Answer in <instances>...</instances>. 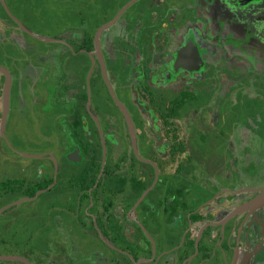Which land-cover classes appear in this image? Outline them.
<instances>
[{"label":"flooded vegetation","instance_id":"obj_1","mask_svg":"<svg viewBox=\"0 0 264 264\" xmlns=\"http://www.w3.org/2000/svg\"><path fill=\"white\" fill-rule=\"evenodd\" d=\"M103 10L87 27L78 6L76 27L48 34L10 16L13 26L0 25L23 50L13 64L0 54V159L22 173L0 169V193L22 178L15 202L29 201L0 209L24 217L1 224L0 244L47 233L33 256L0 250V264H264V203L247 205L264 164L241 159L249 144L229 143L241 130L223 134L219 101L185 97L209 66L234 71L253 53L249 69L264 65V0H120ZM217 70L208 98L221 92ZM201 130L220 137L201 145L203 157L191 140ZM218 144L234 181L219 171L225 154L210 153Z\"/></svg>","mask_w":264,"mask_h":264},{"label":"rangeland","instance_id":"obj_2","mask_svg":"<svg viewBox=\"0 0 264 264\" xmlns=\"http://www.w3.org/2000/svg\"><path fill=\"white\" fill-rule=\"evenodd\" d=\"M77 1L78 0H2V2L0 1V25L3 24L2 23L3 21H6V23H8L9 26H13L14 22L9 20L8 18V16L11 15L19 22L21 23L24 22L25 24L28 23L34 28L36 27L37 31L45 32V34H48V33H52L55 30V28L61 26L62 24H67L68 26L76 27V24L79 21L78 18L76 17V9L78 6H81L82 11H81L80 20H82L81 22L85 23L87 27H89L90 25L91 26L95 25L96 23L102 20L104 12H106L105 10H103L104 7L108 6L109 3L110 5L112 4V6H115L117 4V1L120 0H110L108 3L106 2L107 0H84V2H80L78 4ZM81 27H83V25H81ZM18 28L20 27L18 26ZM6 31H7L6 28L4 26H1L0 54L2 55L3 59L4 58L8 59L7 63L13 64L14 62L12 61L13 57L20 56L21 54H23L22 52L23 50L18 49L17 47L16 48L12 47L9 44H7V41L4 40L5 37L3 34V33L6 34ZM13 31H15V29H13ZM1 51L5 52V54H2ZM253 54L251 56H248L247 60H245L246 59L245 56L244 61H242V67H240L239 69L235 68L234 71H228L229 68L227 67L228 64L226 62H223V60H221L223 64H221V66L217 68H214L212 66L207 67L206 68L207 71L200 72L199 74V76L201 75L200 77L201 82H198L200 83L197 85L198 88L197 89L193 88L192 92L190 90H186L185 97H188L189 95L197 91L198 95L196 94L195 97L191 95V97H194L193 100H196L194 102H191L193 104L198 105L208 100H212L213 102L219 101L217 108L220 114L218 116L220 117L222 115V119H223L222 120L223 134L229 135L234 132L238 133V130H241L239 134L232 135L231 137L229 136L228 139L229 143L249 144L248 146H241V148L239 149L241 159L260 160V164L262 165L264 164V130H263L264 129V65L260 66L259 63H256L255 65H259L260 68H257V71L250 70L249 63L255 60L253 59L255 54L254 55ZM11 56L13 57L10 58ZM229 57H231L230 54ZM74 64H76V61ZM216 69H218L216 71V74L218 75L216 77V80L220 85L221 92L218 97L211 96L208 98V96H206L205 93L211 89H215V87L210 83L211 80L210 75ZM224 73H227L226 75L228 76H225ZM229 77L235 79V81L233 83H230L232 80L229 81L228 80ZM90 88L93 99V87L90 86ZM199 96H201V98H199ZM200 106H202V108H205V106L203 105ZM222 109L225 110L223 114H221ZM29 123H31V121H29ZM199 133H201V136H199ZM202 134H204L205 136L203 137ZM191 140L195 142L194 144L199 143V150L203 151L204 149L203 146L205 144H207L210 140H212L214 144H217L218 143L217 140H220V137L219 135L216 136L215 134L211 135L210 132H205V130H201L199 132L197 131V134L192 136ZM202 142L205 143L201 144ZM212 149L213 150L210 151V153L213 156H217L221 154V152L225 154V159H224L225 163L223 164V167L220 168L219 171L221 170L223 171L224 169H226V166L229 167L228 182H230L233 179L236 180L237 175L231 171V169H234L236 166V164L233 163L232 161L233 157H229L227 151H225V149H223V147H221L220 144L214 146ZM34 150H39V149H34ZM87 150L85 152L86 156H87L86 154ZM210 153H208L207 155L211 157ZM203 154L204 151L202 152V157ZM234 154H238V152L235 151ZM80 155L82 156L81 153ZM16 156L14 155V157ZM17 158H19L22 164H24V162H26L27 160H40L39 157L17 156ZM227 158L230 161H227L226 160ZM203 161L205 160L203 159ZM211 161L213 162V164L217 162L215 161V158L213 159L211 157L210 159L206 160V163H209ZM7 168L9 170L5 171ZM10 168L12 169L14 167H12V165H9V162H5V161L3 162L0 159L1 173L6 175V177L8 178H11ZM216 174L219 175V172H216ZM27 175L29 176V173H27ZM14 183L16 184L9 185L8 188H13L16 191L13 190V191L0 193V209L4 208L5 205H7V203L13 201L15 202L22 197V195L17 196L20 192L19 188L21 187L20 184H22V182L16 181ZM28 202L29 201H25V200L19 203L15 202L13 203V205H9L7 207L15 206V210H19V209L26 210L29 208ZM53 202L59 204V202L61 201L53 200ZM6 213H11V212L0 213V236L2 235L5 237L8 236L9 231L3 229V231L1 232V224H4L9 220L10 221L9 224L6 225L7 229L9 228L14 229L19 222L20 223L24 222L23 216L11 218L10 214H6ZM43 230L44 229L40 230V232L38 233L36 232L37 234L35 236L37 237H35V239H31V241H29L27 246L23 247L21 246L23 244L19 245L18 243L15 244L14 242H12V246L4 245L5 247H2L0 244V250L2 249L17 250V251L26 250V251H30L33 256V254H35L38 251L37 250L38 248H36L33 245L34 242L37 241L38 244V238L40 240H43L42 237L44 238L46 237L45 235L47 233L44 235L42 233ZM73 230H75V228H73ZM2 236L0 237V239H3Z\"/></svg>","mask_w":264,"mask_h":264},{"label":"water","instance_id":"obj_3","mask_svg":"<svg viewBox=\"0 0 264 264\" xmlns=\"http://www.w3.org/2000/svg\"><path fill=\"white\" fill-rule=\"evenodd\" d=\"M0 1L2 2V0H0ZM10 17H12V16L10 15ZM12 18L14 19V21L18 22V20H16L14 17H12ZM5 106H6V100H4V102H3V107H5ZM259 190H260V192L258 194L253 196L250 200H248L247 205L249 207L260 206L261 204L264 203V185H262Z\"/></svg>","mask_w":264,"mask_h":264},{"label":"crops","instance_id":"obj_4","mask_svg":"<svg viewBox=\"0 0 264 264\" xmlns=\"http://www.w3.org/2000/svg\"><path fill=\"white\" fill-rule=\"evenodd\" d=\"M13 170V171H12ZM12 170H11V176H16V177H19V176H21L22 175V173H20L19 171H14V169L12 168ZM16 172V173H15ZM15 173V174H14ZM1 179V178H0ZM19 180H22V178H16V179H14V181L16 182V181H19ZM2 180H0V182H1ZM7 182V181H6ZM9 182V181H8Z\"/></svg>","mask_w":264,"mask_h":264}]
</instances>
